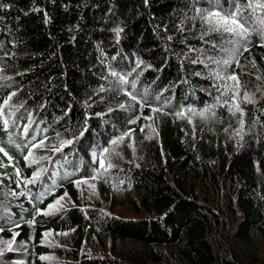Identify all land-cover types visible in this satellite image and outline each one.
Here are the masks:
<instances>
[{
	"label": "trees",
	"instance_id": "obj_1",
	"mask_svg": "<svg viewBox=\"0 0 264 264\" xmlns=\"http://www.w3.org/2000/svg\"><path fill=\"white\" fill-rule=\"evenodd\" d=\"M0 5V240L21 246L0 264H264L260 34L238 53L202 39L208 0Z\"/></svg>",
	"mask_w": 264,
	"mask_h": 264
},
{
	"label": "snow or ice",
	"instance_id": "obj_2",
	"mask_svg": "<svg viewBox=\"0 0 264 264\" xmlns=\"http://www.w3.org/2000/svg\"><path fill=\"white\" fill-rule=\"evenodd\" d=\"M198 2V0H197ZM211 7L209 8H195L196 17H199L201 22L206 25L205 30L202 32L201 38L204 36L215 33L220 37V46L224 48L225 51H231L233 53H238L240 51V44L242 40H246L248 35L251 32H257L261 37H264V3L261 0H227V5L221 3V0H208ZM147 3V0H145ZM0 7L7 8L8 5H0ZM36 11H40L36 9ZM196 17H193L195 19ZM48 22L47 13H45V23ZM117 36H119V32L121 29H115ZM170 39V37H169ZM207 43L212 44L213 48L217 47V43L215 41H207ZM231 45V49L227 46ZM264 47V44L261 45ZM247 50V49H245ZM220 63L221 61H216ZM230 59L223 60L222 63L224 65L230 64ZM139 61L137 62V66H139ZM113 76L117 77L116 83L119 85H125L128 83L125 75H121L115 71L111 73ZM219 77V73L216 74ZM228 79L234 82L232 87V91L234 96L239 95V78L236 75H231ZM259 79V77H258ZM131 87L135 89L136 85L133 82ZM103 90V89H101ZM15 93H13L14 95ZM127 95H132L133 99H136L135 95L132 93H126ZM158 99V97H157ZM244 100L248 103L254 102L252 97L245 94ZM232 108L235 111L240 112L243 115V109L239 104L232 105ZM160 109H153V111H159ZM207 111V109H205ZM5 126H7L8 121H4ZM86 130V129H85ZM239 134V133H238ZM122 138V137H121ZM113 145H116L118 141L113 139L111 141ZM43 140L37 147H44ZM59 151V149H56ZM104 151H108L105 149ZM31 156L32 153H29ZM95 155V153H93ZM39 159H46V157H40ZM33 162H38V159L33 157ZM100 167H104L103 160L100 161ZM111 167V165H109ZM39 177V173L35 174V178ZM32 181H29V183ZM79 183V182H77ZM60 199H63L61 197ZM60 201L57 200L56 204H59ZM52 207V206H50ZM59 210L58 208L56 209ZM8 244V251H11V242H5ZM4 250H0V256L3 255Z\"/></svg>",
	"mask_w": 264,
	"mask_h": 264
},
{
	"label": "rangeland",
	"instance_id": "obj_3",
	"mask_svg": "<svg viewBox=\"0 0 264 264\" xmlns=\"http://www.w3.org/2000/svg\"><path fill=\"white\" fill-rule=\"evenodd\" d=\"M262 40L264 41V37H262ZM248 96L252 97L253 101L255 100V98L252 95H248ZM146 137L152 141H157V133L155 131V128L152 127L151 125H148V131H147ZM130 144H132V142ZM133 161L137 162L136 160H133ZM86 187L92 191L93 185L89 183L86 185ZM82 192H84V189L82 190ZM80 195L82 196V193ZM57 200H59L60 203L56 204V202H54L51 205L52 207L48 208V210L46 211L47 214L59 213L60 211L64 210L65 208L73 204L70 198H68L67 196H63V199L59 198ZM57 208L59 209L58 211L56 210ZM71 241H72V233H69V232H63V233L50 232V233H47L44 238L45 244L50 245V246L64 245L66 243L70 244ZM5 242H11V251H17L18 249H21L20 245H16L12 241L0 240V250H4V252L8 251L7 250L8 244H6ZM45 258L48 260L50 264H64V261L61 259V257L54 255V254L47 255L45 256ZM21 263H22L21 261H14L12 264H21Z\"/></svg>",
	"mask_w": 264,
	"mask_h": 264
}]
</instances>
